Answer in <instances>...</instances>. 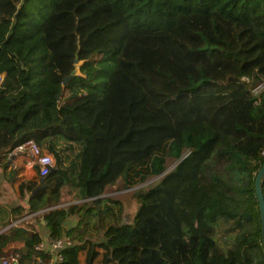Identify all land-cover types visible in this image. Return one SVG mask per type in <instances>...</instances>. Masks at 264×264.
Instances as JSON below:
<instances>
[{"label":"trees","instance_id":"obj_1","mask_svg":"<svg viewBox=\"0 0 264 264\" xmlns=\"http://www.w3.org/2000/svg\"><path fill=\"white\" fill-rule=\"evenodd\" d=\"M263 4L0 0V161L29 140L73 144L67 167L55 154L44 177L18 185L12 208L40 211L50 240H72L61 264H264L254 185L264 86L253 92L264 83ZM167 157L176 165L165 172ZM135 170L160 181L134 193L125 221L104 194L129 186ZM63 192L83 202L53 208ZM91 223L100 242L87 237ZM220 224L233 237L226 249L214 237ZM41 241L24 228L2 232L0 259L39 264Z\"/></svg>","mask_w":264,"mask_h":264},{"label":"crops","instance_id":"obj_2","mask_svg":"<svg viewBox=\"0 0 264 264\" xmlns=\"http://www.w3.org/2000/svg\"><path fill=\"white\" fill-rule=\"evenodd\" d=\"M72 146L73 144L62 141L57 137H48L38 145L40 153L50 154L52 157H54L55 154H58L63 157L64 160L62 164H60V167L62 168H66L68 162L73 157L71 151ZM4 162L0 161V233L9 231L13 228H24L26 230L38 232L42 240H48V230L45 227L43 217H40L39 222L35 221V218L40 211L19 217H15L12 212V208L20 204L18 199V185L23 181L37 180L39 177L36 176L35 172L25 168V156L23 155L8 156ZM82 219L83 221H87L89 216L84 213ZM16 220L20 221L19 224L10 227L11 222ZM77 224L78 218L75 214L69 215L64 221L66 228L75 227ZM32 225H34V227ZM88 232L87 237L92 241H101L102 232L94 228L92 223L88 228Z\"/></svg>","mask_w":264,"mask_h":264},{"label":"built area","instance_id":"obj_3","mask_svg":"<svg viewBox=\"0 0 264 264\" xmlns=\"http://www.w3.org/2000/svg\"><path fill=\"white\" fill-rule=\"evenodd\" d=\"M4 75L0 74V86L3 83ZM246 79V78H245ZM264 86L258 85L253 92L260 91ZM29 153V156H25ZM264 155V150L262 152ZM23 155L25 156L24 166L27 170L35 172L39 178L44 177L53 165V158L50 154L40 153L39 147L34 140H29L16 146L8 156ZM56 208V207H54ZM20 221L16 220L11 222L10 227L17 226ZM73 245L72 240L69 237H60L57 239L42 240L35 246V250L41 255L35 259L39 264H61L63 262V250ZM19 255L17 253L10 254L9 256L2 257L0 264H19Z\"/></svg>","mask_w":264,"mask_h":264},{"label":"rangeland","instance_id":"obj_4","mask_svg":"<svg viewBox=\"0 0 264 264\" xmlns=\"http://www.w3.org/2000/svg\"><path fill=\"white\" fill-rule=\"evenodd\" d=\"M262 12H264V4L262 5ZM83 90L73 91V94H80ZM199 128L194 129L193 131H197ZM168 148L164 149L161 153H167ZM25 156H29V153H26ZM167 159V169L165 172L170 171L176 165V162L171 160L170 158ZM145 166L141 168H137L136 170H142ZM131 172L129 177V186H122L121 182L116 183L113 186H109L106 188L105 197H110L114 200H117L119 203L117 206L121 207L124 210L125 214V221H131L136 212L139 202L137 198L134 196V193L138 190H147L150 187L156 185L160 181V176H148L144 181L139 180V176L137 172ZM61 203L56 206V208L63 207L67 208L71 205H76L82 203L83 200H80L74 194H67L63 192V196L61 198ZM54 208V207H53ZM87 218V217H85ZM227 227L226 224H220L215 231L214 237L217 240L219 246L221 248H227L232 244L233 237L230 233H227L225 228ZM98 232V231H97ZM100 234V233H99Z\"/></svg>","mask_w":264,"mask_h":264},{"label":"water","instance_id":"obj_5","mask_svg":"<svg viewBox=\"0 0 264 264\" xmlns=\"http://www.w3.org/2000/svg\"><path fill=\"white\" fill-rule=\"evenodd\" d=\"M78 63V59H75V64ZM67 82L65 81L63 85H65ZM263 180H264V163L258 173L256 174L255 177V194L258 199L259 203V211H260V218H261V236H262V246L264 248V194H263ZM39 188H36L34 190V193L38 190Z\"/></svg>","mask_w":264,"mask_h":264}]
</instances>
